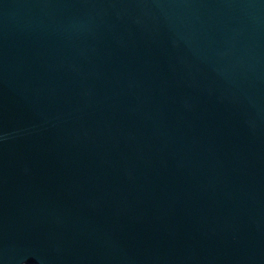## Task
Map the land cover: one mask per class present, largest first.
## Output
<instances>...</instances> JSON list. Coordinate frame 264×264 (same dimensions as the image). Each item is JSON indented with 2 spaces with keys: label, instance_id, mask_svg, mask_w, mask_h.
Masks as SVG:
<instances>
[{
  "label": "water",
  "instance_id": "1",
  "mask_svg": "<svg viewBox=\"0 0 264 264\" xmlns=\"http://www.w3.org/2000/svg\"><path fill=\"white\" fill-rule=\"evenodd\" d=\"M0 264H264V0H0Z\"/></svg>",
  "mask_w": 264,
  "mask_h": 264
}]
</instances>
